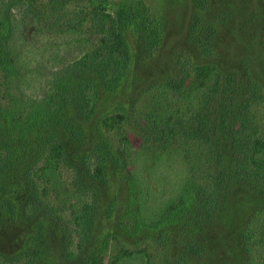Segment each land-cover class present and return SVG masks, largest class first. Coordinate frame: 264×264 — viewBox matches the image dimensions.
Returning a JSON list of instances; mask_svg holds the SVG:
<instances>
[{"label": "rangeland", "instance_id": "374dc122", "mask_svg": "<svg viewBox=\"0 0 264 264\" xmlns=\"http://www.w3.org/2000/svg\"><path fill=\"white\" fill-rule=\"evenodd\" d=\"M35 1L40 23L49 29L31 33L29 27L19 39L30 82L27 93L42 94L54 70L81 56V44L54 30L77 23L91 9L103 10L108 22L122 16L117 26L129 56L116 77L103 73L100 63L75 67L48 117L25 124L8 115L0 70V264H96L93 256L101 255L105 264L121 248L144 249L149 264H264V178L254 171L232 176L222 210L203 218L192 215L185 226L180 216L190 212L180 215L179 209L168 212L169 220L153 231L132 234L118 230L116 223L130 191L120 165L122 136L152 151L158 145L151 140L154 119L210 114L214 103L207 92L218 95L221 89L212 76L201 84L189 74L200 62L215 63L226 84L232 79L229 89L239 82L236 100H245L247 79L264 76V0ZM56 52L58 59L53 58ZM245 109L247 125L264 127L263 83ZM191 131L185 125L184 134L171 142L179 149L164 153L151 167V184L165 172L174 195L191 175L208 189L219 166L214 162L208 171L201 166L208 163L205 145ZM58 143L62 176L92 203L81 227L54 205L34 173L46 150ZM223 150L231 160L232 149ZM189 240L195 241L196 251H186Z\"/></svg>", "mask_w": 264, "mask_h": 264}, {"label": "trees", "instance_id": "16d2710c", "mask_svg": "<svg viewBox=\"0 0 264 264\" xmlns=\"http://www.w3.org/2000/svg\"><path fill=\"white\" fill-rule=\"evenodd\" d=\"M101 14L102 17L99 16ZM104 14L103 10L91 9L88 15L77 23L67 22L54 30L55 33L81 44L82 54L72 65L63 64L54 70L47 79L42 94L36 96L25 91L30 82L25 75L24 47L19 39L29 27H32L29 30L31 33H45L49 28L46 24L40 23V11L35 0H0V70L3 75V95L9 104L7 111L12 121L14 119L15 123L20 121L25 124L34 118H47L58 104L57 100L62 95L61 91L67 75L75 67H85L88 62L100 63L103 67L102 72L110 71L114 77L125 67L129 49L120 27L117 26L122 16H117L112 20L113 22H108L103 18ZM84 25L86 28H83ZM90 39H92L90 44L82 45L83 41ZM147 46L148 44L144 48ZM31 50L32 48L29 51ZM53 58H59L57 52L53 54ZM109 61L115 63L114 69ZM192 71L188 70L189 74H195L200 80L199 83H204L207 77L212 76L216 84L220 85V94L207 92L208 99L214 103L210 109L211 116L209 117L210 114L207 112H196L186 117L175 118L174 121H171L172 115L165 121L160 117L154 119L149 126L152 127L151 140L156 141L158 145L152 151L134 144L127 135L122 136L119 149L120 165L127 173L130 191L122 212L116 218L118 230L132 234L153 231L164 221L169 220L168 212H175L176 209L180 210V215L183 211L190 212L189 215L180 216L179 221L185 226L192 215L203 218L223 209L232 176H247L250 171H254L261 179L264 178V127L261 126L260 129L258 124L247 125L244 118L247 110L245 108L250 105V99L258 95L260 84H264V76L258 73L259 79H247L248 84L245 86V93L243 92V95H246L245 100L244 98L236 100L240 91L237 87L241 84L237 82L234 89H229L232 79L226 84L221 70L215 63H197ZM239 101L242 103L235 109L234 103ZM190 118H193L191 123L187 121ZM185 125H189L192 135L200 136L202 139L200 144L205 145L207 155L204 159L208 163L201 166L208 171L215 162L219 167L217 173L213 174L208 189L201 186L191 175L185 179L184 184L174 195L169 190L171 177L168 174L165 172L161 174L154 184L148 181L147 176L151 172V167L164 153L179 149L172 148L171 142L180 134H184ZM247 126L250 128L244 132L242 129ZM223 148H227L228 151L232 149L231 160L224 158ZM62 155L61 144L52 145L44 153L41 162L35 166L34 173L52 194L51 200L54 205L60 210L67 211L75 226L81 227L89 219L92 203L62 176L60 172ZM229 170L232 172L230 173ZM196 250L195 241L189 240L186 243V251ZM93 260L96 264H103L104 257L93 256ZM105 264H149V262L144 249L121 248L109 254Z\"/></svg>", "mask_w": 264, "mask_h": 264}]
</instances>
